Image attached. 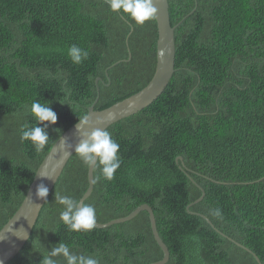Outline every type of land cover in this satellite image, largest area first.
<instances>
[{
    "label": "trees",
    "instance_id": "trees-1",
    "mask_svg": "<svg viewBox=\"0 0 264 264\" xmlns=\"http://www.w3.org/2000/svg\"><path fill=\"white\" fill-rule=\"evenodd\" d=\"M167 2L171 26L180 23L172 78L154 103L106 129L120 146L121 166L111 181L93 169L84 203L94 205L97 223L148 205L169 251L166 264H257L254 256L264 264V0ZM156 39L155 20L136 26L105 0H0V229L52 145L97 94L100 111L146 86ZM73 44L89 52L79 65L68 57ZM34 101L58 117L40 153L20 140L21 126L36 123ZM87 169L74 153L7 264H41L60 242L100 264L162 258L146 212L88 233L70 232L59 220L55 193L79 200ZM217 207L223 220L209 214Z\"/></svg>",
    "mask_w": 264,
    "mask_h": 264
},
{
    "label": "water",
    "instance_id": "water-1",
    "mask_svg": "<svg viewBox=\"0 0 264 264\" xmlns=\"http://www.w3.org/2000/svg\"><path fill=\"white\" fill-rule=\"evenodd\" d=\"M155 3L159 9V13L157 18L155 19L157 39L155 53L156 60L153 75L146 86H144L141 90L100 111L94 110V106L98 101L97 94L94 103L88 108L87 115H90L93 121H95L96 119L103 121V126L105 127V129L123 119L137 114L138 112L154 103L158 99V97L162 95L174 73V30L180 23H178L175 27L171 26L167 0H155ZM130 59L131 57L129 55V58L126 61L128 62ZM105 75L107 76V71L105 72ZM98 80L99 78L95 82L97 83ZM77 124L78 122L67 129L52 145V147L36 169L32 182L29 185L20 206L12 215V217L0 229V264H7L8 262H10L21 251V249L30 238L40 211L45 203L44 201L37 200L36 198L37 186L41 183L45 184L49 190V196L67 162L75 153L74 151H69L64 146V142L62 139L67 140L73 145L78 143L79 133L76 131ZM91 130V128L85 129V131ZM176 161L180 162L181 166L184 167V163L181 157H178ZM39 170L44 171L45 174L54 178L49 180L41 177L38 172ZM93 181V169L88 168L87 188L79 199L82 203H84V201L91 195L93 190ZM203 197L204 193L201 191V196L187 207V212L190 215L195 214L189 211V207L199 203L203 199ZM141 212H146L148 214L150 229L154 241L163 254L162 258L159 261L150 264H166L169 259V251L158 235L153 211L148 205H140L125 217L112 220L107 223H96L95 228L101 230L115 224L128 222L134 219ZM199 216L213 227L211 222L205 216ZM21 229H23V233L20 232ZM229 240L235 243L236 246L242 248L248 253H251V251L241 246L240 244L234 242L231 239ZM254 258L257 264H261L256 256H254Z\"/></svg>",
    "mask_w": 264,
    "mask_h": 264
},
{
    "label": "clouds",
    "instance_id": "clouds-1",
    "mask_svg": "<svg viewBox=\"0 0 264 264\" xmlns=\"http://www.w3.org/2000/svg\"><path fill=\"white\" fill-rule=\"evenodd\" d=\"M113 14L127 16L136 26H144L147 22L154 21L159 13L155 0H105ZM89 56V52L75 44L68 49V57L74 65L81 64ZM32 120L36 123L30 126L25 123L21 126L20 140L29 141L37 153L43 152L49 143L48 127L55 125L57 114L48 103L34 101L30 106ZM43 125V127L39 126ZM91 128V131L85 129ZM76 131L79 141L75 145L62 139L64 146L69 151H74L79 161L90 169L99 167L101 176L106 181L115 178V173L121 166L119 144L112 138L109 131L103 126V121H93L90 115L78 120ZM39 175L46 179L54 177L39 170ZM48 188L41 183L37 186L36 198L47 203ZM54 201L60 205L59 220L70 232H91L97 223L96 209L92 204L82 203L77 198L68 194L55 193ZM209 214L223 220L220 208H210ZM5 230V229H4ZM23 233V229L20 230ZM100 264L99 260L91 255L77 254L69 245L60 242L52 247L43 257L41 264Z\"/></svg>",
    "mask_w": 264,
    "mask_h": 264
}]
</instances>
